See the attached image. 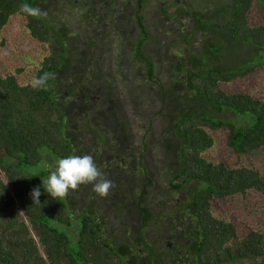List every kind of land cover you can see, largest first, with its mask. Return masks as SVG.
I'll use <instances>...</instances> for the list:
<instances>
[{
    "label": "trees",
    "instance_id": "1",
    "mask_svg": "<svg viewBox=\"0 0 264 264\" xmlns=\"http://www.w3.org/2000/svg\"><path fill=\"white\" fill-rule=\"evenodd\" d=\"M23 3L43 9L39 0H0V31L13 16H23L31 36L47 45L49 50L36 77L51 72L56 78L48 81L45 90H33L30 84H20L16 76L0 77V264H131L127 259L131 254L127 246H113L104 238L100 225L93 218V207L77 219L80 230L74 242L63 230V227H70L74 219L67 201L72 195L69 193L62 201L53 200L40 187V204L35 205L30 193L39 186L26 187L49 174L40 171L36 176V172H31V168L36 169L42 163V151L57 159L80 155L82 151L85 154V137L75 139L69 124L72 114L84 117L85 127L93 132L96 146L88 155L94 158L101 172L111 176L115 169L122 170L134 164L143 175L142 191L135 201L138 212L143 213L144 227L140 235L145 243L144 230L152 213L143 198L154 182L143 164L148 149L146 139L142 137L139 147L132 143L124 146L132 142L126 132L130 124L125 117L121 121L118 116V102L124 96L119 86L127 83L123 82L128 80L126 70L118 69L123 71L119 75L115 74L117 71H92L86 66L88 56L81 54V47L77 51L71 46L73 42L80 45L85 39L73 35L70 40L66 31L57 27V17L52 7L49 8V2L43 6L46 16L41 18L23 13L20 10ZM253 4L255 0H236L234 8L223 10L201 23L203 32L228 35L229 39L223 42V48L211 41L201 57L193 54L187 63L179 60L170 81L175 86L184 80L187 91L179 95L173 88L160 86L161 109L151 115L153 119L165 113L172 128L168 132L179 141L167 146L172 156L178 157V169L170 181L171 191L182 192L189 182L203 186L193 193L190 205L197 223L196 229L191 230L196 233L189 245L195 264H264V233L250 231L239 236L235 224L215 218L211 210L213 199L247 196L252 191L264 194V178L254 168L214 164L203 157L214 146L207 130L228 133L227 148L238 162L264 149V103L246 94H228L220 89V84L254 74L259 66H264V60L257 56L254 62L229 70L212 68L213 64L206 66L204 62L207 57L227 61L230 55H238L237 45H252L264 50V26L252 27L248 22ZM139 31L145 33L146 28L139 27ZM141 38L131 56L136 67L143 65V73L137 69L144 77L145 82H141L153 87L158 75L144 50L151 38L147 35ZM193 38V34H189L186 39L191 42ZM118 80L124 84L118 85ZM140 88L143 92L147 90L145 86H138ZM180 96L185 104L183 108L182 103L179 104ZM170 102L172 108L168 110ZM224 112L248 118L250 125L238 129L232 122L216 118ZM100 119L106 127L94 128ZM150 129L149 124L148 131ZM105 156L116 160L112 168L107 169L105 161L102 163Z\"/></svg>",
    "mask_w": 264,
    "mask_h": 264
},
{
    "label": "rangeland",
    "instance_id": "2",
    "mask_svg": "<svg viewBox=\"0 0 264 264\" xmlns=\"http://www.w3.org/2000/svg\"><path fill=\"white\" fill-rule=\"evenodd\" d=\"M47 1L50 3L49 8L51 9L52 7L53 9V15L57 17L55 18V20L57 19V27L65 30L69 39L72 35L87 39V27L85 22H83L84 20L82 21L71 10L62 8L61 6L65 5L64 0L62 2H58L57 0ZM211 7L213 6L201 8V10L203 12L210 11L212 10ZM42 11L46 12V8L43 7ZM52 19L54 21L53 16ZM147 22L146 26H148L154 39L150 42V45L145 47V54L151 57L158 75V83L156 82L153 87L150 85L153 88L152 90L142 80L144 79L143 75L140 76L139 72H137V69H140L143 73V65L136 67L133 57L126 50L114 51L110 55L111 57H107V59H111L110 63L116 60L120 65L119 69L126 70L125 76L128 78V80H123V82L127 81L125 84L121 80L117 81L118 85L124 84L123 87L119 86V91H122L121 94L124 96L118 102V116L121 117V121L125 117L126 122L130 124L126 132L128 138L132 141L124 146L128 147L132 143L139 147L141 146L142 137H144L148 147L143 164L147 169L148 176L153 180L154 186L149 189L150 198L145 200V203H147V206L152 211V225L144 233V239L147 243H150L151 240L155 241L157 233L159 232L155 222L160 217L162 207L164 208L162 205L168 200L175 199V196L170 191V181L172 174L178 169V157L172 156L167 147L171 143L179 142L177 137L168 132L172 129L169 118L165 113L153 119L151 116L161 109L160 86L165 87V89L173 88L175 93L179 91L178 94L183 91L184 94L187 91L184 80L183 82L181 81V84H175L177 87L172 86L174 84L170 81V76L175 71L178 61L184 60L183 62L187 63L193 54L201 57L204 54L205 46L211 41H215L218 47L221 46L223 48V42H226L229 37L228 35L223 37L213 32H203L198 25L191 23H185V28L183 29L176 23H164L162 19H157L155 15ZM248 22L252 27L264 26V3L261 0L259 2L257 0L253 4L248 15ZM188 31L197 32L191 42L186 39V33ZM85 40H81V42ZM234 47L232 46L231 48ZM236 49L239 51L237 52L238 55H230L227 61L224 59L215 61L212 57H207V60H204L205 65L210 66L213 64L211 66L212 68L217 66L222 70H229L231 68H237L238 65H243L247 62H254L257 56L260 60H264V50H257L252 45H237ZM105 50L106 48L103 45L101 51L104 52ZM227 50L230 51L232 49ZM48 55V46L38 42L31 36L30 30L27 28L26 19L23 16H13L5 28L0 31V77L16 76L20 84L24 86L29 85L31 80L36 77L44 58ZM180 56L183 58L181 59ZM79 58L80 56H77V59ZM72 59H74V56ZM110 68H117V65L113 63ZM18 71H21V73ZM122 72L117 71L115 74L119 75ZM104 77H107V73H104ZM180 79L182 80V77ZM141 81L144 82L142 83ZM137 85L145 86L147 90L143 92L141 88L138 89ZM220 89L228 94H246L264 103V66H259L254 74L244 79H238L229 84H220ZM180 98L179 104L181 105L182 103L181 108H183L185 104L182 96ZM171 108L172 104L170 102L168 104V110ZM216 118L232 122L238 129H246L250 125V119L236 116L231 112L220 113ZM85 120L84 117H80L77 114H72L69 119V124L73 127L72 134L74 138L80 140L85 137L83 138V141L86 142L85 154L82 151L80 155H88L96 149L94 134L91 129L85 127ZM149 124L151 129L148 131ZM98 127H106L102 119L94 126V128ZM207 131L214 141L213 148L203 154V157L208 162L214 164L225 163L229 167L240 165L254 168L264 178V149L251 155H246L238 162L236 156L227 148L228 133L225 130L217 132ZM79 145L81 147V142ZM123 151L125 152V149ZM42 156V162H47L50 165L57 159L47 151H42ZM101 160L102 163L105 161L107 169L112 168L111 166H114L116 162V160L110 157L107 158V156ZM124 160H127V158H124ZM132 160L135 162V158ZM41 164L36 169L31 168V172L38 174L40 171H44L41 170ZM123 166H125L124 163ZM115 170L110 174L112 177L102 172L107 179L112 181L114 187V190H111L106 198L97 196L92 191V185H87L89 188L86 185H81L78 191L70 192L72 197H68L67 201L74 219L72 225L70 227H63V230L68 232L75 242L80 230L77 219L82 212H88V209H91L89 207H93L95 210L93 216L101 224L104 238L113 246L126 245L132 253H136L139 249L138 238L142 232L140 233L139 231L140 217L135 200L136 195L142 191L144 178L139 172L138 166L134 164L122 170ZM42 179L44 178L34 183H29L26 187L39 186L43 188ZM202 187L200 184L194 183L189 189H186L183 195L190 198L197 188ZM89 195L90 199L88 200L87 197ZM151 201H155L158 206H151L149 204ZM168 209L164 208L163 210L168 213ZM211 210L215 218L235 224L239 236H244L250 231L264 233V194L252 191L247 196H236L224 200L213 199ZM171 213L175 214L172 211ZM180 224L187 230L196 229L197 227V223L194 222L192 216L187 221L180 222ZM159 245H163L166 248V244ZM189 260L192 263V260Z\"/></svg>",
    "mask_w": 264,
    "mask_h": 264
},
{
    "label": "flooded vegetation",
    "instance_id": "3",
    "mask_svg": "<svg viewBox=\"0 0 264 264\" xmlns=\"http://www.w3.org/2000/svg\"><path fill=\"white\" fill-rule=\"evenodd\" d=\"M39 1L42 2V8L48 5L47 0ZM64 1L65 5L63 8L71 10L76 16L82 19V21L84 20L83 22L86 24L87 39L85 38L86 40L80 45L73 42L71 46L77 51H79L81 47V54L88 56V63L86 62V66L92 71H116V69H119L120 65L116 60H113L112 62L117 65V68L112 69L110 68L113 64L110 63L111 59H107V57H111L110 55L113 54L114 51H121L124 49L132 55L139 42L138 39H142L141 37L147 35L152 41L154 37L146 25L148 23L147 21H150L154 15L157 19H162L164 23H176L183 29L185 28V23L198 25L200 28L202 22L210 19L223 10H230L236 5V0L235 2L234 0ZM256 2L257 0H255V3ZM208 6H213L211 7L212 10L205 12L201 10V8H206ZM139 27H145L146 32L139 31ZM196 33L195 31H188L186 37L189 36V34H193V37H195ZM103 45L106 48L104 52L101 51ZM148 45H150V43ZM94 55H99L100 57L94 58ZM118 55L120 54L118 53ZM194 183L195 182L187 183L182 192L170 190L173 196H175V199L168 200L162 205L164 208L170 209H168V213L163 210V207L162 211H160V217H158V221L155 222L159 230L155 241L151 240L150 243L145 241L144 243L141 235H139V249L136 253H132L130 250L131 254L127 256L128 262L131 264H195L196 259L189 245L193 238H195L196 232L194 230H187L180 224V222H185L192 216L190 206L192 196L187 198L183 194L186 189H189ZM150 188L151 187H149V189ZM149 195V191L145 193L143 201L149 199ZM151 203H149L151 206H158L155 201H151ZM171 211L175 212V214H172ZM150 212H152L151 209ZM141 213L138 212L140 217V233L143 231L144 227L143 213ZM180 217L182 218L180 219ZM99 225L101 228L100 223ZM151 225L152 219L144 230V233ZM128 230H130V228H128ZM159 244H166V248ZM163 251L164 253H162ZM182 257H184V259H182ZM189 259L192 260V263H190L191 261Z\"/></svg>",
    "mask_w": 264,
    "mask_h": 264
},
{
    "label": "clouds",
    "instance_id": "4",
    "mask_svg": "<svg viewBox=\"0 0 264 264\" xmlns=\"http://www.w3.org/2000/svg\"><path fill=\"white\" fill-rule=\"evenodd\" d=\"M20 10L33 18L46 16L39 7L29 3H23ZM55 78L54 73L44 72L43 75L33 78L30 86L33 90H45L48 81ZM40 167L41 170L49 171V175L42 179V185L53 200L66 199L70 192L78 191L81 185H92V191L101 198H106L113 188L112 181L104 176L91 155H68L56 159L51 165L42 162ZM30 196L35 205L40 204V187L33 188Z\"/></svg>",
    "mask_w": 264,
    "mask_h": 264
}]
</instances>
